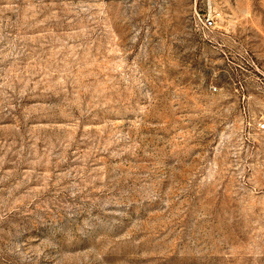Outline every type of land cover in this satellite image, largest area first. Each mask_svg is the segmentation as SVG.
<instances>
[{"label": "rangeland", "instance_id": "1", "mask_svg": "<svg viewBox=\"0 0 264 264\" xmlns=\"http://www.w3.org/2000/svg\"><path fill=\"white\" fill-rule=\"evenodd\" d=\"M259 123L264 0H0V264H264Z\"/></svg>", "mask_w": 264, "mask_h": 264}, {"label": "built area", "instance_id": "2", "mask_svg": "<svg viewBox=\"0 0 264 264\" xmlns=\"http://www.w3.org/2000/svg\"><path fill=\"white\" fill-rule=\"evenodd\" d=\"M214 23H215V16L209 15V16L204 18L203 24L206 28L213 27ZM258 127L260 130H263L264 129V123H259Z\"/></svg>", "mask_w": 264, "mask_h": 264}]
</instances>
